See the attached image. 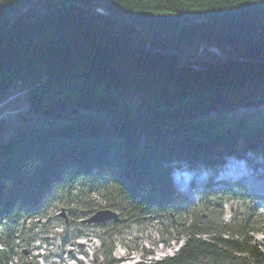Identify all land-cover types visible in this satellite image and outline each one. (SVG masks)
Here are the masks:
<instances>
[{
    "label": "trees",
    "instance_id": "obj_1",
    "mask_svg": "<svg viewBox=\"0 0 264 264\" xmlns=\"http://www.w3.org/2000/svg\"><path fill=\"white\" fill-rule=\"evenodd\" d=\"M0 34V100L21 82L29 105L0 120V264L80 183L105 197L85 211L121 212L99 225L102 264H127L114 234L149 215L186 240L133 264H264V196L241 194L245 213L227 220L222 192L208 185L201 207L172 177L264 152V0H0Z\"/></svg>",
    "mask_w": 264,
    "mask_h": 264
},
{
    "label": "rangeland",
    "instance_id": "obj_2",
    "mask_svg": "<svg viewBox=\"0 0 264 264\" xmlns=\"http://www.w3.org/2000/svg\"><path fill=\"white\" fill-rule=\"evenodd\" d=\"M204 48L207 47L202 44L199 52H202ZM26 91L27 87L19 82L13 84L11 90L2 95L0 120L12 124L18 112L29 108L28 103L24 100ZM136 99L138 100L139 96ZM263 106H259V108ZM254 108L256 106L241 105L236 110L243 113ZM251 158H253L252 165L260 163L259 167L252 169L251 166H248L245 170H240V173H252L250 177L242 180V183L247 194L262 196L264 195V178H261L264 176V154H255ZM231 160H236V158L232 157ZM251 161L249 160V162ZM226 163L222 166L224 167ZM201 166L203 165L201 164ZM206 171L209 175L204 174L205 177L203 176L201 179L197 177L196 187L190 190H185L183 188L185 186H180L184 183L183 178H181L180 184L176 182V186L184 191L194 204L201 207H203L202 200L205 195L204 182L206 178L213 176V172ZM222 187L216 186L214 189ZM237 193H240L237 186L230 187L229 190L223 192L222 202L224 216L227 220L246 211L250 199L234 195ZM95 201L104 203L105 197L101 192L91 190L89 184L80 183L70 196H64L51 208L49 217L27 221V227L23 231L24 235L20 239L27 237L31 238L32 242L28 244L26 239L22 241L18 252L9 264H102L105 252L100 248V234H103V230L101 226H98L99 224H84L81 221L84 217L92 214L85 209ZM202 211L204 218H208L207 211ZM64 213L66 215H63ZM66 216H68V220ZM172 222L170 218L159 219L149 215L141 221L122 226L114 234V255L121 263L133 264L142 260L162 259L167 255L175 254L185 243L186 235L184 233L179 235V232L171 227ZM258 226L262 228V231L256 230L254 236L256 241L264 247V221H261ZM78 229L82 231L81 234ZM23 248H28L29 252L23 251Z\"/></svg>",
    "mask_w": 264,
    "mask_h": 264
},
{
    "label": "water",
    "instance_id": "obj_3",
    "mask_svg": "<svg viewBox=\"0 0 264 264\" xmlns=\"http://www.w3.org/2000/svg\"><path fill=\"white\" fill-rule=\"evenodd\" d=\"M29 7L30 6H28L27 8H29ZM25 9H23V10H25ZM100 10L106 12L107 14H110L106 10H103V9H100ZM16 17L13 19V21L16 19ZM13 21L11 22V24L5 30H8L11 27V25L13 24ZM132 23L135 26H137L141 30V32L143 33V35L145 36V38L149 40V36H148L147 32L145 31V29L141 25H139L137 22L132 21ZM1 34H2V32H1ZM203 45L205 47L211 49L212 51L221 54L220 51L217 48L210 46L208 43H203ZM157 50H161V49H157ZM110 219L120 220L121 219L120 213L118 211H116V210L111 209V208H104V209L98 210L96 213H94L90 217L84 219L83 222H88V223H101V222H106V221H108ZM25 252L28 253L29 250L28 249H25Z\"/></svg>",
    "mask_w": 264,
    "mask_h": 264
},
{
    "label": "bare ground",
    "instance_id": "obj_4",
    "mask_svg": "<svg viewBox=\"0 0 264 264\" xmlns=\"http://www.w3.org/2000/svg\"><path fill=\"white\" fill-rule=\"evenodd\" d=\"M230 168V166H227L226 167V169H229ZM176 178H178L177 176H175L173 179H174V182H175V184H176V182H177V180H176ZM181 178H183V175L181 176Z\"/></svg>",
    "mask_w": 264,
    "mask_h": 264
}]
</instances>
